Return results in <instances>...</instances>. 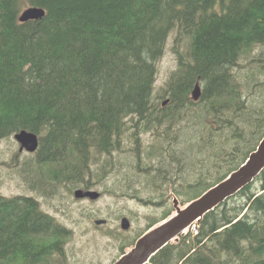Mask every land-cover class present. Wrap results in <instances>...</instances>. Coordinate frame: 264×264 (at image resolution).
Segmentation results:
<instances>
[{
    "label": "trees",
    "instance_id": "obj_1",
    "mask_svg": "<svg viewBox=\"0 0 264 264\" xmlns=\"http://www.w3.org/2000/svg\"><path fill=\"white\" fill-rule=\"evenodd\" d=\"M31 6L44 15L19 21ZM173 31L176 68L154 95ZM22 130L39 140L24 167L32 191L154 203L170 185L185 204L264 135V0H0V139ZM71 236L33 196L0 194V264L61 263ZM147 264H264V168Z\"/></svg>",
    "mask_w": 264,
    "mask_h": 264
},
{
    "label": "rangeland",
    "instance_id": "obj_2",
    "mask_svg": "<svg viewBox=\"0 0 264 264\" xmlns=\"http://www.w3.org/2000/svg\"><path fill=\"white\" fill-rule=\"evenodd\" d=\"M174 37L173 31L157 62V74L153 85L154 95H157L169 73L176 68L175 55L172 52ZM180 49L183 50L182 45ZM18 147L19 144L14 136L0 139V194L6 197L18 194L33 196L39 201L42 209L49 211L58 221L70 227L72 236L65 247V259L58 264H111L118 257L120 246L125 241H130L131 245L151 220L160 218L165 209H173L172 195L176 194L170 185L166 186L167 189L163 193L166 200H161V202L157 201L160 200V196L156 197L159 194L154 185L151 194L157 198L154 203H145L129 195H119L113 192L112 194L101 193L102 188L99 187L91 188L100 192V196L94 199L76 198L63 188L55 195H43L38 193L39 191H32L31 187L25 184L24 178L25 160L32 153L19 152ZM123 154L125 155V152L121 155L117 153L115 157L118 158L120 155L122 158ZM101 160V158H95L92 168ZM122 174L123 172H120L117 175L120 181L116 175L110 174L106 179L107 187L114 185L113 180L116 178L118 184L124 185L123 188L128 181L141 188L140 179L134 178L131 173H124L123 176ZM138 195L143 196L147 193L142 191ZM176 197L180 201L177 195ZM180 205L184 204L180 201ZM122 217L130 221V227L126 230L120 228ZM96 219H104L105 223L95 224ZM195 228L197 229V225ZM179 240L177 237L172 240V243H177Z\"/></svg>",
    "mask_w": 264,
    "mask_h": 264
},
{
    "label": "water",
    "instance_id": "obj_3",
    "mask_svg": "<svg viewBox=\"0 0 264 264\" xmlns=\"http://www.w3.org/2000/svg\"><path fill=\"white\" fill-rule=\"evenodd\" d=\"M44 15V10L39 7H27L19 16V21L37 19ZM200 95V88L195 84L192 90V98L196 100ZM20 143V150L25 148L32 152L37 148L38 139L34 133L20 131L14 135ZM264 168V135L253 151L248 154L246 160L231 171L225 178L203 191L198 197L190 200L184 207L179 205L178 199L172 195L174 212L163 220L154 223L141 234L133 245L121 254L111 264H145L152 255L158 252L168 242L181 234L192 222L199 223L203 216L213 210L228 197L234 195L244 186L250 184ZM76 198L89 197L94 199L99 196L95 190H75ZM104 220H95L100 224ZM130 222L126 217L121 218L120 227L128 229Z\"/></svg>",
    "mask_w": 264,
    "mask_h": 264
},
{
    "label": "bare ground",
    "instance_id": "obj_4",
    "mask_svg": "<svg viewBox=\"0 0 264 264\" xmlns=\"http://www.w3.org/2000/svg\"><path fill=\"white\" fill-rule=\"evenodd\" d=\"M24 9H25V8H24ZM44 13H45V12H44ZM41 17H42V16H41ZM26 21H27V20H26ZM163 103H164V102H163ZM23 172H24V171H23ZM251 183H252V182H251ZM243 188H244V187H243ZM238 192H239V191H238ZM220 204H221V203H220ZM218 206H219V205H218ZM214 209H215V208H214ZM214 209H213V210H214ZM205 215H206V214H205ZM205 215H204V216H205ZM200 222H201V221H200Z\"/></svg>",
    "mask_w": 264,
    "mask_h": 264
}]
</instances>
